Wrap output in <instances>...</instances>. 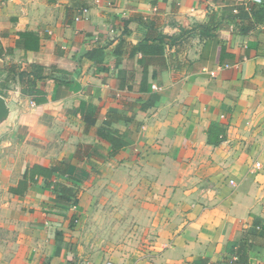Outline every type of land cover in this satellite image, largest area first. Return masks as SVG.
I'll list each match as a JSON object with an SVG mask.
<instances>
[{"label": "crops", "instance_id": "obj_1", "mask_svg": "<svg viewBox=\"0 0 264 264\" xmlns=\"http://www.w3.org/2000/svg\"><path fill=\"white\" fill-rule=\"evenodd\" d=\"M260 2L0 0V94L17 107L0 134V264H264V18L237 23ZM34 67L30 87L18 72ZM102 181L149 247L98 252L78 232L80 193Z\"/></svg>", "mask_w": 264, "mask_h": 264}, {"label": "rangeland", "instance_id": "obj_2", "mask_svg": "<svg viewBox=\"0 0 264 264\" xmlns=\"http://www.w3.org/2000/svg\"><path fill=\"white\" fill-rule=\"evenodd\" d=\"M117 194L113 185H109L107 181L80 193L85 208L79 213L78 232L89 237L88 245L98 252L113 251L118 245L131 246L137 250L149 247L151 239L142 235L134 234L129 241L126 234L129 224L123 223L122 209L114 203V196Z\"/></svg>", "mask_w": 264, "mask_h": 264}, {"label": "trees", "instance_id": "obj_3", "mask_svg": "<svg viewBox=\"0 0 264 264\" xmlns=\"http://www.w3.org/2000/svg\"><path fill=\"white\" fill-rule=\"evenodd\" d=\"M261 2H262V4L251 5V7H250L251 8V16L250 17H239V19L237 20V23L239 24L238 30L241 33L248 32L255 25V23L263 20V18H264V0ZM213 27H214L213 25L211 27H209L208 24L203 26V28H205L207 30H210ZM34 69L35 70L31 71L30 76L26 79H24V77L28 74V71L18 72V77L20 78V80H24L27 83V85L30 87L34 86L35 82L37 80L45 79V77H46L44 75H40V71H41L40 68L34 67ZM56 79H57V77H56ZM224 131L225 130L222 126L211 125L208 128L207 142L211 143V144L219 143L221 140L224 139V136H225ZM98 134L100 136H103L104 138H106L109 141V144L111 146L110 153L116 152L122 146L120 141H118L116 138L110 137L107 133H104L102 131H98ZM80 146L81 145H79L78 148H80ZM52 171H53V169L42 167L40 165H33L30 168L31 175L38 174V175L45 176L48 178L51 176ZM51 185H52L53 191L58 192V193L60 192L61 195L63 196V199L74 196V192H72L69 187H64L63 185H61L59 183H52Z\"/></svg>", "mask_w": 264, "mask_h": 264}, {"label": "water", "instance_id": "obj_4", "mask_svg": "<svg viewBox=\"0 0 264 264\" xmlns=\"http://www.w3.org/2000/svg\"><path fill=\"white\" fill-rule=\"evenodd\" d=\"M17 107L13 100H7L0 94V134L7 125L16 117Z\"/></svg>", "mask_w": 264, "mask_h": 264}, {"label": "built area", "instance_id": "obj_5", "mask_svg": "<svg viewBox=\"0 0 264 264\" xmlns=\"http://www.w3.org/2000/svg\"><path fill=\"white\" fill-rule=\"evenodd\" d=\"M255 2H260V0H255ZM82 11L83 12H87V9L84 8ZM233 12L234 13H238L239 12V7L238 6H235L234 9H233ZM211 74H213V73L211 72ZM254 165H255L256 168H260V163L258 161H256L254 163ZM232 182H233V180H230V183H232ZM104 264H116V263H114L113 261H107Z\"/></svg>", "mask_w": 264, "mask_h": 264}]
</instances>
